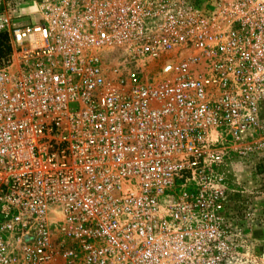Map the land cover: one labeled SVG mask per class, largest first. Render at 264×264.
Returning <instances> with one entry per match:
<instances>
[{"label": "built area", "instance_id": "built-area-1", "mask_svg": "<svg viewBox=\"0 0 264 264\" xmlns=\"http://www.w3.org/2000/svg\"><path fill=\"white\" fill-rule=\"evenodd\" d=\"M245 4L0 15V264H220L264 126V4Z\"/></svg>", "mask_w": 264, "mask_h": 264}, {"label": "rangeland", "instance_id": "rangeland-1", "mask_svg": "<svg viewBox=\"0 0 264 264\" xmlns=\"http://www.w3.org/2000/svg\"><path fill=\"white\" fill-rule=\"evenodd\" d=\"M46 1L49 0H0V15L11 17L12 23L29 22L42 14ZM236 1L246 2L244 9H257V5L264 4V0ZM0 33L6 34L3 30ZM246 141L250 159L247 163L238 162V180L243 191L237 193L231 224L223 226L220 264H264V126Z\"/></svg>", "mask_w": 264, "mask_h": 264}, {"label": "trees", "instance_id": "trees-1", "mask_svg": "<svg viewBox=\"0 0 264 264\" xmlns=\"http://www.w3.org/2000/svg\"><path fill=\"white\" fill-rule=\"evenodd\" d=\"M10 46L5 33H0V62L8 57Z\"/></svg>", "mask_w": 264, "mask_h": 264}]
</instances>
